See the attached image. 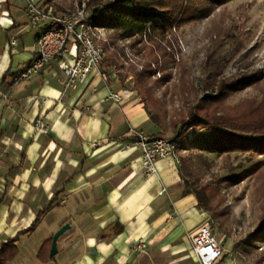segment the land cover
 <instances>
[{
  "label": "crops",
  "instance_id": "obj_1",
  "mask_svg": "<svg viewBox=\"0 0 264 264\" xmlns=\"http://www.w3.org/2000/svg\"><path fill=\"white\" fill-rule=\"evenodd\" d=\"M25 10L23 1L0 0V244L53 203L34 233L19 238L10 264H43L40 248L64 224L70 227L45 264H199L190 236L206 216L196 198L182 195L170 157L157 160L146 175L131 142L133 132L155 135L162 126L139 99H108L128 92L115 78L92 74L65 89L49 67L17 80L39 33ZM115 223L123 231L102 238ZM137 241L144 242V253L133 250Z\"/></svg>",
  "mask_w": 264,
  "mask_h": 264
},
{
  "label": "trees",
  "instance_id": "obj_2",
  "mask_svg": "<svg viewBox=\"0 0 264 264\" xmlns=\"http://www.w3.org/2000/svg\"><path fill=\"white\" fill-rule=\"evenodd\" d=\"M234 1L241 0H86V9L89 11L88 22L110 33L108 39L114 50L108 51L98 64V73L104 75L106 80H109L112 68L118 65V53L123 51L118 42H128L135 53L143 52L147 57L141 70L128 63L125 72H119L115 79L123 82L128 75L134 77L135 89L150 120L161 126L164 124L161 116L165 112L155 91L170 79L169 69H176L174 87L179 110L170 118L168 125L172 133L169 139L176 142L178 149L263 158L234 176L232 181L238 183L255 176L262 194L255 238L264 241V71L244 70L231 76L224 75L236 58L239 57L241 61L244 57L246 31L241 17L231 16L223 9L217 17L210 19L211 27L206 31L208 43L203 49L204 57L199 64L197 80L192 78L183 62L175 60L174 45L170 41L184 25L210 18L216 8ZM246 1L242 6L248 9L255 0ZM156 71L160 77L153 79ZM9 76V73L4 75L2 84ZM246 89L254 90L256 95L235 105L229 103L235 93ZM149 136L168 138L164 132ZM135 139L133 134L131 142ZM181 180L184 186L182 195H193L197 206L205 208L207 200L202 199V194L189 191L188 182L184 178ZM205 189L211 195L215 193L209 185ZM52 203L53 200L37 214L29 227L0 244V264H10L16 258L19 238L34 233L42 215ZM122 231V225L112 224L108 234L102 238L116 236ZM50 245L51 239L38 252L37 258L43 264L55 258L49 256Z\"/></svg>",
  "mask_w": 264,
  "mask_h": 264
},
{
  "label": "rangeland",
  "instance_id": "obj_3",
  "mask_svg": "<svg viewBox=\"0 0 264 264\" xmlns=\"http://www.w3.org/2000/svg\"><path fill=\"white\" fill-rule=\"evenodd\" d=\"M81 1L85 3L86 8V0H40L39 2L43 4L54 2L58 10H65L74 8L75 5L80 6ZM246 2V0L234 1L218 7L210 18L184 25L175 32V38L170 39L174 45L175 60L183 62L194 80L198 78L199 64L204 57L203 49L208 43L206 31L211 27L210 19L218 16L223 9L231 16L240 15L241 24L246 31L243 43L244 57L241 61L239 57L236 58L225 70L224 75L231 76L244 70L264 71V0H255L253 6L248 9L242 6ZM109 36L110 33L107 32V37ZM121 43L122 45L118 42L119 46L122 49L129 48L134 58H132L133 63L127 59H124L126 63L118 60L119 72H125L128 63L137 69L138 66L142 68V64L147 61L145 54L135 53V49L131 48L128 42ZM152 69L155 67L152 66ZM168 72L170 79L158 87L155 94L161 100L165 112L161 116L164 123L162 130L168 138H171L168 122L179 110V101L174 87L176 69L171 68ZM152 78L159 77L155 73ZM123 82L126 83L128 92L121 97L136 102L137 99L141 101L135 89L134 77L128 75ZM255 95L254 90L246 89L235 93L229 103L235 105ZM170 158L175 161L180 178L188 182V190L202 194V199L207 200L206 209L198 208L206 216L204 222L209 223L215 239L222 248L223 258L218 264H264V241L255 238L262 203L259 184L255 181V176H249L238 183L232 181L234 176L261 162L263 158L254 159L247 154L238 153L217 155L192 149L186 151L178 149L174 157ZM206 185L213 187L215 193L212 195L208 193L205 189ZM215 212L218 214H214Z\"/></svg>",
  "mask_w": 264,
  "mask_h": 264
},
{
  "label": "built area",
  "instance_id": "obj_4",
  "mask_svg": "<svg viewBox=\"0 0 264 264\" xmlns=\"http://www.w3.org/2000/svg\"><path fill=\"white\" fill-rule=\"evenodd\" d=\"M26 4V17L29 25L38 29L36 51L29 65L17 74V80L25 81L53 67L65 89L73 88L77 82L97 74L100 80H106L98 73V64L108 51H113L105 29L88 22L89 12L85 3L80 2L74 8L58 10L55 3H40V0H20ZM122 45L121 42H119ZM134 58L129 48L118 53V60L132 61ZM133 63V61H132ZM141 70V66H138ZM119 73L117 66L112 68L109 79ZM156 75L160 77L157 71ZM108 99L120 102L118 93H110ZM40 125L37 121L36 126ZM136 139L132 143L140 152L144 173L151 175L159 159L174 157L178 150L176 142L169 138L150 137L141 131L133 132ZM193 254L199 264H217L223 257L219 242L215 239L209 223L201 224L190 236ZM135 252L144 253V242L133 245Z\"/></svg>",
  "mask_w": 264,
  "mask_h": 264
},
{
  "label": "water",
  "instance_id": "obj_5",
  "mask_svg": "<svg viewBox=\"0 0 264 264\" xmlns=\"http://www.w3.org/2000/svg\"><path fill=\"white\" fill-rule=\"evenodd\" d=\"M69 227H70L69 224H64L59 230H57L53 234V236L51 238V245H50V252H49L50 257H53L56 255V253H57V247H56L57 241L64 234V232H66L69 229Z\"/></svg>",
  "mask_w": 264,
  "mask_h": 264
}]
</instances>
